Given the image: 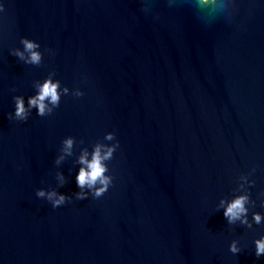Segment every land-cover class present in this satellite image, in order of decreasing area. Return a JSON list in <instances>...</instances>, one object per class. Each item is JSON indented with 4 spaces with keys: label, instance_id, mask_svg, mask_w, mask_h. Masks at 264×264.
Listing matches in <instances>:
<instances>
[{
    "label": "water",
    "instance_id": "obj_1",
    "mask_svg": "<svg viewBox=\"0 0 264 264\" xmlns=\"http://www.w3.org/2000/svg\"><path fill=\"white\" fill-rule=\"evenodd\" d=\"M0 4V264H264V221L223 216L253 167L248 219L264 216V0H236L230 23L205 22L189 0ZM21 37L40 44V66L11 55ZM52 71L85 95L10 121L13 96L27 105ZM108 132L113 185L76 200L81 150L113 143ZM68 136L72 155L56 165ZM41 188L72 199L54 209Z\"/></svg>",
    "mask_w": 264,
    "mask_h": 264
},
{
    "label": "clouds",
    "instance_id": "obj_2",
    "mask_svg": "<svg viewBox=\"0 0 264 264\" xmlns=\"http://www.w3.org/2000/svg\"><path fill=\"white\" fill-rule=\"evenodd\" d=\"M190 4L200 14L205 22L210 23L217 14L222 15L229 23L231 22L234 13L237 10L236 0H189ZM173 0H168L171 6ZM5 10L4 4H0V12ZM145 11L147 9H144ZM20 43L23 45V50L15 48L11 51V55L17 57L25 64L40 66L43 60V54L39 51L40 44L37 41L31 40L26 37H21ZM27 54V55H26ZM56 72H49L48 76L41 81H34L33 87L36 90L34 95L27 98V105L23 95L13 96L14 113L9 112L7 118L12 121L26 122L32 113L36 110V114L40 117H46L53 114L54 110L59 108L62 96L71 95L73 98L79 99L85 95L79 86L73 90L67 86H61L59 79H54ZM15 91V89H13ZM104 140L113 143L97 142L92 146V151L89 152L88 148H82V154L78 158V163L82 165L76 175V184L79 191L74 193L76 200H84L89 195L93 199H99L109 190L113 185L114 176L110 173L107 162L114 158V153L119 148V141L116 139L114 132L105 134ZM62 147L60 149L61 155L55 159L56 165H59L65 156L72 155V149L76 143L75 138L68 136L63 139ZM83 143V140L80 141ZM89 155L91 159H88ZM256 168L253 167L247 174H242L239 177L240 183L238 187L242 190V194L236 195L227 206L224 208L223 216L229 225H235L237 221L242 226L252 228L253 223L260 225L264 221V216L259 212L252 213V222L248 219L249 206L255 207V201L250 198L249 188L255 185V180H250L249 176L255 173ZM56 179L59 181V186L66 183L65 176L57 172ZM248 187H245V186ZM36 196L38 198L46 199L50 202L52 208H58L69 202L72 197L63 193H59L56 189H37ZM264 196V192L260 193ZM226 201L221 199L220 206L224 207ZM261 206L264 207V200L261 201ZM255 256L257 258L264 256V236L256 239ZM238 240H233L229 245V251L237 254L241 251Z\"/></svg>",
    "mask_w": 264,
    "mask_h": 264
}]
</instances>
